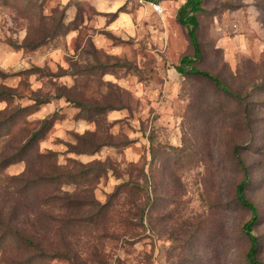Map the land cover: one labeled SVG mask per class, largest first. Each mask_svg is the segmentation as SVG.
Here are the masks:
<instances>
[{"label": "rangeland", "instance_id": "374dc122", "mask_svg": "<svg viewBox=\"0 0 264 264\" xmlns=\"http://www.w3.org/2000/svg\"><path fill=\"white\" fill-rule=\"evenodd\" d=\"M74 1L83 3L78 20L74 8L63 12ZM202 1L198 68L243 103L176 72L191 52L175 20L184 0H0V91L10 95L0 101V124L7 121L0 127V162L18 156L0 163L1 221L77 264H245L242 227L250 214L235 202L243 174L232 162L240 147L264 263V0ZM122 7L114 22L104 16ZM57 20L66 28L44 46L14 49L50 35ZM33 68L40 72L22 75ZM36 99L49 102L37 107ZM73 103L116 111L85 120ZM20 109L26 110L16 117ZM54 113L61 120L20 155ZM90 167L97 172L69 185V173ZM60 175L32 190L21 182ZM123 185L97 223L60 222L94 216L95 203L106 204ZM65 194L95 203L67 209L58 200ZM31 258L18 243L0 250V264Z\"/></svg>", "mask_w": 264, "mask_h": 264}, {"label": "trees", "instance_id": "16d2710c", "mask_svg": "<svg viewBox=\"0 0 264 264\" xmlns=\"http://www.w3.org/2000/svg\"><path fill=\"white\" fill-rule=\"evenodd\" d=\"M6 1V0H5ZM160 0H148L149 3H156ZM163 1V0H161ZM83 3H80L79 1H74V3H69L65 9H63V12L67 8H74L75 9V16L74 19L78 20L81 17V13L83 12L81 10V7ZM89 10H93L92 7H89ZM125 12L124 8L118 9L115 13L106 14L104 16L110 18V22H114L119 14ZM204 14L203 9V1L202 0H184L183 5L178 9L176 13V23L182 27L185 32L187 39L189 41L190 46V54L183 56L180 60L178 65L175 67L176 72L182 76V77H194L199 78L201 80H204L208 83H210L214 89L221 93L225 98L232 100V101H239L240 103H243L244 100L236 95L235 93L231 92L229 88L216 76H212L207 72L201 71L198 66L200 64V61L202 59V49L201 44L198 39V30L200 28L199 23V16ZM64 18V17H63ZM56 25L54 26V29L48 36H44L43 38L39 39L35 43L27 44L25 43L22 46H16L12 45L14 49L18 50H25V51H36L37 49L41 48L45 45L46 42H48L50 39H53L55 36L60 35L63 30H65L66 25H64L63 20L61 22L55 21ZM40 72V69L33 68L30 70H27L22 73L23 74H37ZM0 76H2L0 74ZM10 97L9 93L7 91H0V101H4ZM35 103V106L39 107L41 105L47 104L49 102V99L44 100H33ZM67 102L68 99H67ZM76 108L80 110V112L85 113L89 120L92 117H100L105 113L116 111L114 107L111 106H87L83 104L73 103ZM26 109H20L18 110V115L15 114V116L21 115L22 112H24ZM61 120V117L54 113L50 117L43 120L40 129L35 132L30 140L26 143L25 147L22 148V150L19 152L20 155H23L27 150H32L34 148V144H37L38 141L42 140L45 135L51 130V128L54 126V124ZM7 122V121H6ZM6 122L1 123L0 127H2ZM152 143L153 141L150 140ZM30 148V149H28ZM240 147H235L233 149V159L232 162L239 168V170L243 174L242 181L236 186L235 188V202L243 209L249 212L250 219L247 223H245L242 227V230L249 242V248L247 250V253L245 255V264H264L258 259L260 244L258 238L254 235V228L259 223V213L256 206L251 203L247 197H246V191L250 184V174L249 169L247 168L244 160L241 157L240 154ZM18 157V156H16ZM6 158L4 161H1V164H13L15 161V158ZM93 172H97L95 168L90 167L88 169H81L77 171L76 174L72 175L69 173L66 177L68 178L69 185L77 184V182H82L84 180L89 179L90 175L93 174ZM61 177H64V175L55 176L53 178L49 179H38L32 181H27L21 178H16L15 180L20 181L23 183L24 190H32L35 189L39 184L44 183L48 180H51L50 182H56L59 179L61 180ZM97 177V176H96ZM95 177V178H96ZM125 187V185L117 187L116 191L110 195L109 200L104 205H98L94 201H88V200H80L78 197H76L74 194H65L64 197L59 198L63 204H65L68 208H74V207H81V206H92L94 203L96 204L97 210L96 214L93 216H90L88 219H63L60 220V222L63 224V226L67 227H74V228H81L84 225H91V223H97L100 219H103L107 213L110 211L114 200L116 199L118 192ZM130 190L134 191L135 188H131ZM145 213V207L144 210H140V219L143 220V215ZM11 243H18L20 245H23L33 253V258H31L26 264H34L37 260L42 259H59L64 260L67 262H70L71 264H77L74 260V258L69 255L67 252H52L50 250H45L41 248L38 244L33 242L30 238H26L23 235H21L18 230L11 227L10 225L4 223L0 219V250L6 249ZM25 264V263H23Z\"/></svg>", "mask_w": 264, "mask_h": 264}, {"label": "built area", "instance_id": "2783aa9c", "mask_svg": "<svg viewBox=\"0 0 264 264\" xmlns=\"http://www.w3.org/2000/svg\"><path fill=\"white\" fill-rule=\"evenodd\" d=\"M154 9H155V11H159L160 8L154 6Z\"/></svg>", "mask_w": 264, "mask_h": 264}]
</instances>
